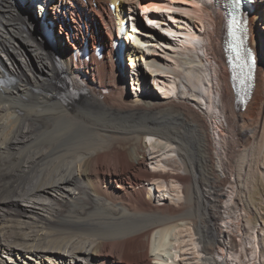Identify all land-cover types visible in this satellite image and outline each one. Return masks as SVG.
Segmentation results:
<instances>
[{
	"label": "bare ground",
	"instance_id": "1",
	"mask_svg": "<svg viewBox=\"0 0 264 264\" xmlns=\"http://www.w3.org/2000/svg\"><path fill=\"white\" fill-rule=\"evenodd\" d=\"M32 1L0 0V264H264V0L249 13L257 79L244 105L227 67L225 0H129L140 26L125 34L126 0ZM139 8L192 10L212 32L198 43L188 27L189 52L169 51L167 65L159 47L177 45ZM46 13L71 16L53 45ZM97 17L109 43L75 61L72 39L86 36L84 22L96 33ZM127 58L171 74H133L138 92L164 78L163 96L128 91ZM78 71L79 95L65 102Z\"/></svg>",
	"mask_w": 264,
	"mask_h": 264
},
{
	"label": "rangeland",
	"instance_id": "2",
	"mask_svg": "<svg viewBox=\"0 0 264 264\" xmlns=\"http://www.w3.org/2000/svg\"><path fill=\"white\" fill-rule=\"evenodd\" d=\"M22 1V0H21ZM23 1H25V0H23ZM30 1H32V0H28V2H30ZM18 2H19V4L21 3L20 2V0H18ZM32 3H33V6H34V12L33 13H35V14H40V16H41V5L39 4V3H36V2H33L32 1ZM80 3H82V5H84V4H86V3H84V2H82V1H80ZM180 3L183 5V6H185V7H194L195 5V2H194V0H181L180 1ZM87 5V4H86ZM125 8H126V11L127 12H129L130 10H132V8L134 9V8H136L137 7V3L136 4H134V5H132V6H130V4H127V3H125ZM196 5H197V3H196ZM200 5V4H199ZM107 7L109 8V4L107 3ZM37 8V9H36ZM140 9V11H139V15H140V18H142V19H144V21L146 22V24L148 25V26H150V27H152V28H155V29H157V30H159V31H162L163 33H164V35H166L173 43H174V45H177V49H175L174 47H169L168 45H163V46H161V47H159V49H160V54L164 57V59H166V61L167 62H165L167 65L170 63V62H174L173 60V58H172V56L169 54V51H171V50H179V51H183V52H189V48H190V46H192L188 41H191V40H188L189 38L188 37H186V34H183L184 35V37H173V36H171V35H169V33L164 29V26H165V24H170L172 27H174L175 29H177V30H179V28H183L184 26L185 27H190L192 30H193V32L196 34V40L194 41V42H198L199 43V40H200V43H203V41H204V39H203V35H206V33L207 32H212V30H210V29H212V27H211V25H207V23L204 21V19H202V18H200L198 15V13H195L194 11H190V10H185V9H165V8H163V9H158V18H151V21H149L147 18H146V16H145V14H143V12L145 11H143L142 10V8H139ZM49 10V9H48ZM147 11H150V10H147ZM49 12H52L53 13V11H52V9L50 8V10H49ZM180 12H182L184 15H185V17H186V19L187 20H185V19H180L179 18V13ZM256 13H257V11H255ZM54 14V13H53ZM53 14H52V16L50 15V17H48V15H47V13L44 15V16H42L41 17V20H40V27H42L43 26V24L44 23H47V21L50 19V18H54V20H55V22H56V24L54 25V31H55V34L57 35V37L59 36V34H60V31H64V30H66V24H65V22L67 23V22H71V16H70V18L68 17V18H64L65 17V15L62 13V18H60V20H58L57 18L55 19V16L53 17ZM197 14V15H196ZM131 16H137L136 14H135V9H134V12H132V14H130ZM192 19V20H191ZM97 21H98V26H95L96 28H98V31L96 32V33H98V34H100V32L102 31V36H103V39H101V41L104 43V44H108L109 43V40L108 39H106L105 38V36H104V34H106V32H105V29H103L102 27H101V24H99L100 22H99V17H97V19H96ZM131 20V19H130ZM139 20V19H138ZM138 20L136 19L134 22L137 24V28L140 26L139 25V22H138ZM73 24H75V23H73ZM84 24H85V22H84ZM129 26H130V28H131V26H132V23L130 24H128V28H129ZM63 27V28H62ZM82 27H83V24H82ZM262 25H260V29H261V31L262 32H264V28L262 27ZM84 29V31L86 32V35H88L87 33H88V30H87V28H86V26L84 25V27H83ZM208 28V29H207ZM63 29V30H62ZM142 30H145V29H137V31L139 32V34L140 35H144V32L142 31ZM209 30V31H208ZM95 36H96V33L95 32H92ZM91 33V34H92ZM130 35V36H129ZM57 37L55 38V41H57ZM125 38H126V40H128L129 42H135V36H132L130 33H129V30H128V34L125 36ZM185 38H188V39H186V40H188V41H186V42H183V41H185L184 39ZM89 41L90 42H92V37H91V35L89 36ZM189 43V44H188ZM189 46V47H188ZM186 48V49H185ZM200 52L202 53V51L200 50ZM129 57V56H128ZM214 62V61H213ZM125 71L127 72V75H128V77H127V87H128V91H130L131 92V94L134 96V97H136V96H138V95H142L143 94V92H145V91H150V86L151 85H154L155 86V90H156V92L158 93V95H160V96H163L164 95V91L162 90V88L158 85V83H163L164 82V80L165 81H167V79H168V76H171V74L169 73V72H165L164 73V71L163 70H158V68H156V67H154V68H151V67H149L146 63L144 64H142L141 62H139V65L137 66H135L134 64H133V62L129 59V58H127V60H126V62H125ZM166 64H163L166 68H168V66H166ZM161 67H164V66H162V65H160ZM142 69H147L148 71H150V72H152V73H155L156 75H160V76H162V77H166L165 79L164 78H161V79H159L158 81H154V79L153 80H150L149 81V83L150 84H148L149 86H148V88L146 87L145 89H144V91L142 90V92H138V90H139V87L134 83L135 82V78H134V76H133V74L134 73H139V72H141V70ZM169 74V75H168ZM164 79V80H163ZM158 82V83H157ZM168 83V82H167ZM154 96V95H153ZM203 107L205 108V106L203 105ZM151 139L150 138H148V139H146V141L148 142V143H150L149 141H150ZM153 149V150H152ZM155 150V151H154ZM157 153V154H156ZM158 153H160L159 151H157L155 148H153V146H151V149H149L148 150V160H147V162H146V167L148 168V169H151V170H153V168H157V164L155 163V161H153L152 160V157H154V156H156V157H159V154ZM162 156H164V155H162ZM151 162V163H150ZM156 164V165H155ZM155 166V167H154ZM160 169V168H159ZM228 190H230L229 188H228ZM257 196V195H256ZM159 197H160V195H158V197L156 198V200H155V202L156 203H160V201L162 202V201H170V196L169 195H166V197L164 198V199H162V200H160L159 199ZM258 218L257 219H255V222H256V220H258V226L260 227L261 226V217H259V216H257ZM259 234H264V230H262V231H259ZM224 255H228L227 257L229 258L230 257V259H231V254L230 253H226V252H224L223 253ZM262 254H264V252H261V255ZM261 259L264 261V256L262 255L261 256Z\"/></svg>",
	"mask_w": 264,
	"mask_h": 264
}]
</instances>
